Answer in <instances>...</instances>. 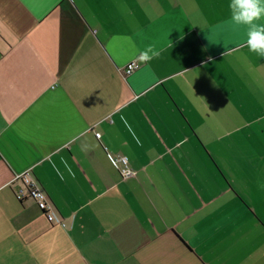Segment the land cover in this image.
Returning a JSON list of instances; mask_svg holds the SVG:
<instances>
[{
    "label": "crops",
    "instance_id": "1",
    "mask_svg": "<svg viewBox=\"0 0 264 264\" xmlns=\"http://www.w3.org/2000/svg\"><path fill=\"white\" fill-rule=\"evenodd\" d=\"M229 4L0 0V264H264V57Z\"/></svg>",
    "mask_w": 264,
    "mask_h": 264
},
{
    "label": "clouds",
    "instance_id": "2",
    "mask_svg": "<svg viewBox=\"0 0 264 264\" xmlns=\"http://www.w3.org/2000/svg\"><path fill=\"white\" fill-rule=\"evenodd\" d=\"M229 9L231 15L227 23L245 34L240 47L264 57V23H261L264 21V0H230ZM158 55L149 49L140 53L138 59L146 62Z\"/></svg>",
    "mask_w": 264,
    "mask_h": 264
},
{
    "label": "built area",
    "instance_id": "3",
    "mask_svg": "<svg viewBox=\"0 0 264 264\" xmlns=\"http://www.w3.org/2000/svg\"><path fill=\"white\" fill-rule=\"evenodd\" d=\"M139 63L133 59L128 61L123 68L124 73H130L132 70L137 68ZM96 136H100V132H95ZM109 158L112 162L118 167L119 172L123 178L134 175L135 171L132 169L128 163V158L126 155H111L108 153ZM12 179H19L23 183V187L16 190V197L18 199H23L26 196L33 198L38 207L44 212L47 219L52 221L54 220L55 215L52 211L51 205L47 200L46 193L39 185V183L34 179L30 169H25L21 172H18L14 175ZM57 221H60L57 219Z\"/></svg>",
    "mask_w": 264,
    "mask_h": 264
}]
</instances>
